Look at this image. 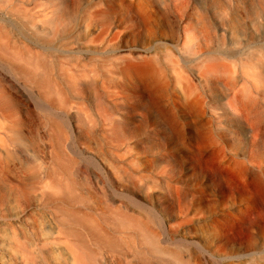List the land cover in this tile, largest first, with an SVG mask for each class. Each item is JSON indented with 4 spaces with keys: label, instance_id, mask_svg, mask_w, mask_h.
<instances>
[{
    "label": "bare ground",
    "instance_id": "6f19581e",
    "mask_svg": "<svg viewBox=\"0 0 264 264\" xmlns=\"http://www.w3.org/2000/svg\"><path fill=\"white\" fill-rule=\"evenodd\" d=\"M258 194L264 0H0V264H264Z\"/></svg>",
    "mask_w": 264,
    "mask_h": 264
},
{
    "label": "rangeland",
    "instance_id": "374dc122",
    "mask_svg": "<svg viewBox=\"0 0 264 264\" xmlns=\"http://www.w3.org/2000/svg\"><path fill=\"white\" fill-rule=\"evenodd\" d=\"M160 58H161L160 63L163 66H166L167 65V60L164 59L163 55H161ZM235 140L237 142H240L241 141V136L239 134H236L235 135ZM203 160H205L206 163H203V162L201 163V162L197 161L196 163H193L192 169L195 170V172L198 175H202V174L206 173L205 175H206L207 179H213V181H217L218 180V173H217V171H215L212 161L209 158H205ZM213 175H215L214 178L212 177ZM228 179L230 180V183L232 185L238 184L237 181L235 179H233L232 177L228 178ZM162 183L163 182H160V184H162ZM207 184H208V182H207ZM253 184L254 185H258V182H253ZM256 198L261 200V199H264V196L261 195V194H258L256 196Z\"/></svg>",
    "mask_w": 264,
    "mask_h": 264
}]
</instances>
